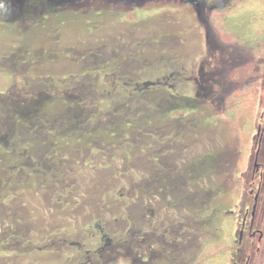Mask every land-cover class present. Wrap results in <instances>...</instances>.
<instances>
[{
  "label": "rangeland",
  "instance_id": "rangeland-1",
  "mask_svg": "<svg viewBox=\"0 0 264 264\" xmlns=\"http://www.w3.org/2000/svg\"><path fill=\"white\" fill-rule=\"evenodd\" d=\"M263 49L264 0H0V264H264Z\"/></svg>",
  "mask_w": 264,
  "mask_h": 264
},
{
  "label": "trees",
  "instance_id": "trees-1",
  "mask_svg": "<svg viewBox=\"0 0 264 264\" xmlns=\"http://www.w3.org/2000/svg\"><path fill=\"white\" fill-rule=\"evenodd\" d=\"M263 34L258 33V36H262ZM176 115L185 114L184 111L177 110L175 111ZM238 246L235 243L227 244V242L220 241L214 244L208 245L202 255L198 258V260L194 264H206L210 259L217 257L222 253L235 252Z\"/></svg>",
  "mask_w": 264,
  "mask_h": 264
},
{
  "label": "flooded vegetation",
  "instance_id": "flooded-vegetation-1",
  "mask_svg": "<svg viewBox=\"0 0 264 264\" xmlns=\"http://www.w3.org/2000/svg\"><path fill=\"white\" fill-rule=\"evenodd\" d=\"M185 1H187V2H190V3H192V2H197V3H200V2H202V1H206V2H213V0H185ZM236 2H238V3H242V1L243 0H235ZM230 8H225L224 10L225 11H228ZM132 11H130L128 14H133V13H131ZM210 32H211V30H210ZM210 32L207 30L206 31V33H207V37H209L208 35L210 34ZM261 49H262V47H261ZM264 50V49H263Z\"/></svg>",
  "mask_w": 264,
  "mask_h": 264
}]
</instances>
